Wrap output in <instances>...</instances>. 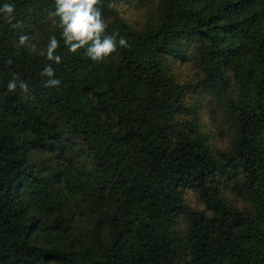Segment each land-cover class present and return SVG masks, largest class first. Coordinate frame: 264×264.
Listing matches in <instances>:
<instances>
[{
	"label": "trees",
	"instance_id": "obj_1",
	"mask_svg": "<svg viewBox=\"0 0 264 264\" xmlns=\"http://www.w3.org/2000/svg\"><path fill=\"white\" fill-rule=\"evenodd\" d=\"M119 1L145 12L139 28ZM4 3L0 264H264V0H100L128 46L99 63L64 46L54 0ZM20 34L41 49L55 35L61 63L17 47ZM14 73L27 94L8 91ZM200 98L221 113L224 148Z\"/></svg>",
	"mask_w": 264,
	"mask_h": 264
},
{
	"label": "clouds",
	"instance_id": "obj_2",
	"mask_svg": "<svg viewBox=\"0 0 264 264\" xmlns=\"http://www.w3.org/2000/svg\"><path fill=\"white\" fill-rule=\"evenodd\" d=\"M54 5V11L49 15L57 18L54 25L60 30L63 44L69 52L76 54L84 50V54L92 62L99 63L112 57L117 52V45L122 48L128 46L127 39L118 32L107 34L108 24L99 8L100 0H54ZM14 12V4L4 3L0 6V18L9 24L15 19ZM13 27L19 28L22 25L13 24ZM34 40L35 37L20 34L17 47L24 48L29 54L46 57L49 62L57 65L61 63V57L56 54L60 40L55 35L49 37L44 49L39 48ZM8 63L11 64V61ZM41 76L47 78V88H58L61 84V81L55 78L56 73L51 63L44 67ZM17 87L24 94L29 91L28 84L14 73L7 88L9 92H13Z\"/></svg>",
	"mask_w": 264,
	"mask_h": 264
},
{
	"label": "rangeland",
	"instance_id": "obj_3",
	"mask_svg": "<svg viewBox=\"0 0 264 264\" xmlns=\"http://www.w3.org/2000/svg\"><path fill=\"white\" fill-rule=\"evenodd\" d=\"M115 10L120 18L124 19L130 25L137 28H139L145 22L147 17L142 9H139L138 7L134 8L132 4H128L124 1H119L115 5ZM176 71L179 75L180 81L183 83L188 82L194 77V69L191 65L178 66L176 67ZM197 102L203 103L198 114L199 124L206 132L208 140L214 148H224L227 142L225 136L226 125L223 122V119L220 117L221 113H212L214 110L213 106H215L213 102H207L202 98L198 99ZM184 196L187 202L186 204L191 209H202V204L199 202L196 195L191 191H187ZM231 204L238 209H243L245 206L244 203H241L236 199H231Z\"/></svg>",
	"mask_w": 264,
	"mask_h": 264
}]
</instances>
